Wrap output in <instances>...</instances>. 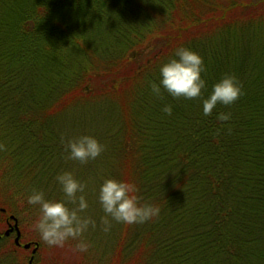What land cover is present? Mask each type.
Here are the masks:
<instances>
[{
  "label": "trees",
  "instance_id": "trees-1",
  "mask_svg": "<svg viewBox=\"0 0 264 264\" xmlns=\"http://www.w3.org/2000/svg\"><path fill=\"white\" fill-rule=\"evenodd\" d=\"M181 45L203 57L208 87L157 98L149 82ZM226 73L243 95L203 115ZM81 134L106 146L84 165L64 148ZM0 143V228L12 215L21 233L17 246L0 231V264H29L16 251L39 243L18 215H39L33 190L63 199L65 170L87 184L98 264H264V0H0ZM108 177L135 183L159 217L103 232Z\"/></svg>",
  "mask_w": 264,
  "mask_h": 264
},
{
  "label": "clouds",
  "instance_id": "clouds-1",
  "mask_svg": "<svg viewBox=\"0 0 264 264\" xmlns=\"http://www.w3.org/2000/svg\"><path fill=\"white\" fill-rule=\"evenodd\" d=\"M205 71L204 59L199 53L189 47L178 46L174 49L172 57L160 65L159 82H149L151 92L157 98H161L162 91L173 98L201 97L203 90L208 87L202 75ZM241 95L243 89L237 77L226 73L212 84L210 93L202 99V113L210 116L218 104L229 106ZM162 111L171 115L172 106L165 104ZM216 118L226 122L231 119V113L219 112ZM5 147L0 143V151L5 150ZM105 147L90 134L69 138L64 143L67 158L82 165L98 158L105 151ZM54 179L64 194L63 199H48L40 190H33L26 197L29 206H38L39 209V215L32 221L31 228L50 248H62L67 241L74 240L75 251L85 254L89 251L91 243L84 239V234L90 228L97 227V221L86 214L89 208V202L84 194L87 184L78 180L70 170L58 173ZM137 193L138 188L131 181L102 178L97 199L105 213L100 218L103 232L111 231L113 221L127 225L143 224L159 217L161 211L159 205L140 203Z\"/></svg>",
  "mask_w": 264,
  "mask_h": 264
},
{
  "label": "rangeland",
  "instance_id": "rangeland-1",
  "mask_svg": "<svg viewBox=\"0 0 264 264\" xmlns=\"http://www.w3.org/2000/svg\"><path fill=\"white\" fill-rule=\"evenodd\" d=\"M1 202V201H0ZM19 211V205L10 209V213L14 215H18L17 212ZM21 218L19 225L21 229L24 231V238H35L39 243V250L36 254V262L37 264H98L99 257L92 251H88L85 254H80L75 251V244L76 241L69 240L66 242L65 246L62 248L57 247H48L41 241L38 237V233L31 228L32 221L28 219V217L24 215H18ZM13 224V222H11ZM1 232H4L7 227L2 226L0 228ZM95 233L94 229H89L88 232L84 234V239L89 241L91 234ZM15 232L11 233L8 236V242L11 243L14 241ZM26 244V243H25ZM24 245V244H23ZM34 247H30L29 249H21L16 251L18 258H23L24 262H26L29 257H31V251Z\"/></svg>",
  "mask_w": 264,
  "mask_h": 264
},
{
  "label": "water",
  "instance_id": "water-1",
  "mask_svg": "<svg viewBox=\"0 0 264 264\" xmlns=\"http://www.w3.org/2000/svg\"><path fill=\"white\" fill-rule=\"evenodd\" d=\"M10 219L13 220V224H9L8 225V228L4 231V236L8 237L11 233L15 232L14 243L17 246H20L19 240H20L21 233H20V230H19V227H18V221L12 215L10 216ZM30 247H31V243H26V244L23 245L24 249H29ZM38 247H39L38 244L34 245V248L31 251V257H30V260H29V264H32L34 255L37 252Z\"/></svg>",
  "mask_w": 264,
  "mask_h": 264
},
{
  "label": "flooded vegetation",
  "instance_id": "flooded-vegetation-1",
  "mask_svg": "<svg viewBox=\"0 0 264 264\" xmlns=\"http://www.w3.org/2000/svg\"><path fill=\"white\" fill-rule=\"evenodd\" d=\"M7 225H8V223H7Z\"/></svg>",
  "mask_w": 264,
  "mask_h": 264
}]
</instances>
